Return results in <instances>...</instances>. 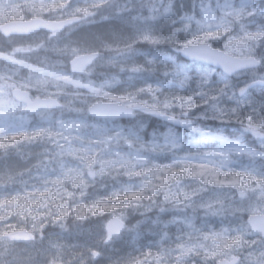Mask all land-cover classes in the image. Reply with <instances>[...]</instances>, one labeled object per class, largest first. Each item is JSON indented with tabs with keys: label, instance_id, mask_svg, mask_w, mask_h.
Masks as SVG:
<instances>
[{
	"label": "rangeland",
	"instance_id": "obj_1",
	"mask_svg": "<svg viewBox=\"0 0 264 264\" xmlns=\"http://www.w3.org/2000/svg\"><path fill=\"white\" fill-rule=\"evenodd\" d=\"M25 13L77 20L54 36L46 66L33 46L0 59V264H110L120 245L140 252L133 264H264V237L247 221L264 213V86L239 95L264 78V0H0V22ZM210 41L263 65L228 77L182 59L184 45ZM86 52L100 55L73 70ZM20 83L61 93L64 108L26 114L13 96ZM98 96L135 103L138 119L90 117ZM139 97L254 125L230 137ZM113 216L129 223L107 240ZM21 229L30 241L6 237Z\"/></svg>",
	"mask_w": 264,
	"mask_h": 264
},
{
	"label": "water",
	"instance_id": "obj_2",
	"mask_svg": "<svg viewBox=\"0 0 264 264\" xmlns=\"http://www.w3.org/2000/svg\"><path fill=\"white\" fill-rule=\"evenodd\" d=\"M63 23L47 24L43 20L34 19L27 22H10L2 27L6 35L12 33H31L38 30L41 27L54 29L56 27H62ZM182 55L188 60L200 61L211 64L219 69H222L229 75H234L239 71L258 67L261 65V61L255 57H238L231 55L220 48L212 47L206 43L186 45L182 49ZM94 55L87 54L79 56L74 61V66L78 68L85 67L89 62L94 59ZM264 85V80H256L250 83L248 86L240 90V95H244L251 88ZM15 96L17 99L28 103L27 110L30 112H36L42 108L56 109L62 107V103L57 98H38L35 101L30 99V93L22 89L15 90ZM89 113L97 117H113V118H134L136 113L132 107H128L116 102L98 101L89 108ZM249 222L252 228L256 231H262L264 233V215H252L249 217ZM125 228V222L120 217H113L108 225L107 230L109 237L111 238L115 234H119ZM14 239L28 240L30 237L25 231L18 233H10L7 235ZM99 256V253H96ZM238 259L236 257L233 260H224L220 264H236Z\"/></svg>",
	"mask_w": 264,
	"mask_h": 264
},
{
	"label": "flooded vegetation",
	"instance_id": "obj_3",
	"mask_svg": "<svg viewBox=\"0 0 264 264\" xmlns=\"http://www.w3.org/2000/svg\"><path fill=\"white\" fill-rule=\"evenodd\" d=\"M32 18H42L47 23H53L58 21H66L68 22L64 25L63 28L55 29V30H48L46 28H42L37 30L31 34H16V35H9L6 36L3 34L1 27L10 21H15L18 19L21 20H29ZM72 17H65L61 13H45V14H28L25 13L21 18H11L7 20H3L0 22V59L4 60L6 57L16 55V54H23L24 50L28 51V48H35L39 47L38 49L34 50L31 55L32 61L40 66H46L47 63L51 61L50 58L53 57L54 51H50L49 49L53 43L54 36L58 33H61L68 29L74 21H72ZM43 35V40L40 37ZM34 53V55H33ZM97 53V52H96ZM98 54V53H97ZM2 69V67H0ZM32 95L34 98L47 96L41 92H34L32 91ZM53 96V95H52ZM59 97V96H58Z\"/></svg>",
	"mask_w": 264,
	"mask_h": 264
},
{
	"label": "trees",
	"instance_id": "obj_4",
	"mask_svg": "<svg viewBox=\"0 0 264 264\" xmlns=\"http://www.w3.org/2000/svg\"><path fill=\"white\" fill-rule=\"evenodd\" d=\"M188 8H192L193 5H192V2L191 1H188V3H186ZM214 46H220L218 42L216 41H210ZM144 98V97H142ZM150 103L154 104L153 101H149ZM162 109H166V110H169V111H174L176 113H179V114H184V115H191V116H196V115H199L198 112H189L187 108H178L176 105L175 107L174 106H166V105H162L160 106ZM197 109H199V107L195 108V109H191L192 111H196ZM182 118V117H180ZM231 120H237L239 121L240 117H237V116H231L230 118ZM159 124L156 123V118H153L151 120V125H150V128L149 129H158L159 128ZM234 126V125H232ZM238 126V125H237ZM240 127V125L238 126ZM1 149H0V155H1ZM128 202V201H127ZM129 223V221H128ZM12 228V227H11ZM120 249L121 251L119 253H115L114 254V257L111 258L110 260V264H127V263H130V262H136L138 260V258H141V256L139 255V251L138 250H135V251H131L130 252V248L128 246H123V245H120ZM130 264H133V263H130Z\"/></svg>",
	"mask_w": 264,
	"mask_h": 264
},
{
	"label": "bare ground",
	"instance_id": "obj_5",
	"mask_svg": "<svg viewBox=\"0 0 264 264\" xmlns=\"http://www.w3.org/2000/svg\"><path fill=\"white\" fill-rule=\"evenodd\" d=\"M125 30V29H124ZM51 218V217H50ZM44 219V218H43ZM48 219V218H47ZM49 220V219H48ZM51 221V220H50ZM55 224V223H54ZM51 226H52V224H50ZM46 227V226H45ZM46 229H48V226H47V228ZM52 229V228H51ZM73 231V230H72ZM75 231V230H74ZM50 234H52V233H50ZM75 237V236H74ZM53 238V237H52ZM64 238H66V237H64ZM81 238V237H80ZM55 239V238H54ZM59 239V238H58ZM75 239V238H74ZM61 241V240H60ZM59 241V242H60ZM62 243V242H61ZM64 243H66V242H64ZM86 243V242H85ZM79 244V243H78ZM64 245V244H63ZM74 245V244H73ZM88 246V245H87ZM21 250V249H20ZM24 251V250H23ZM24 253V252H23ZM38 263V262H37ZM36 264V263H35Z\"/></svg>",
	"mask_w": 264,
	"mask_h": 264
}]
</instances>
